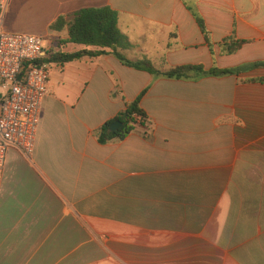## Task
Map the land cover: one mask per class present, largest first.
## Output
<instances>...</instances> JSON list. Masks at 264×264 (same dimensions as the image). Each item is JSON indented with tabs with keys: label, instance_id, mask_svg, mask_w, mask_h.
<instances>
[{
	"label": "crops",
	"instance_id": "crops-1",
	"mask_svg": "<svg viewBox=\"0 0 264 264\" xmlns=\"http://www.w3.org/2000/svg\"><path fill=\"white\" fill-rule=\"evenodd\" d=\"M44 2L47 27L111 8L130 43L121 54L159 71L264 62V0ZM190 9L204 20L212 53ZM233 33L249 43L222 54ZM47 36L48 50L59 42L84 49L61 44L67 27ZM260 79L264 67L154 78L111 53L52 63L33 154L10 150L0 180V264H264ZM144 90L147 121L99 144L98 130Z\"/></svg>",
	"mask_w": 264,
	"mask_h": 264
},
{
	"label": "trees",
	"instance_id": "trees-1",
	"mask_svg": "<svg viewBox=\"0 0 264 264\" xmlns=\"http://www.w3.org/2000/svg\"><path fill=\"white\" fill-rule=\"evenodd\" d=\"M190 11L210 49V52L212 53V42L204 20L197 11L191 9ZM117 24V12L109 7L82 9L76 12L68 22L65 18L59 17L53 24H51L49 29L51 31L60 32V30L67 27L68 37L66 40L62 41L61 44L83 46L84 49L75 52L60 50L59 42L57 51L50 49L45 61L49 64H64L79 60L83 57L94 58L111 53L123 65L147 72L154 78L190 81H197L203 77H237L241 73L251 71L255 68L264 67V62H255L230 68H217L214 66L208 70L197 65H181L170 68L166 71H159L146 59L131 61L121 54L120 51L128 49L130 43L128 42L127 37L120 32ZM247 43L249 42L237 39L233 33L231 36L223 39L219 44V47L222 54L233 55ZM253 81L255 80L250 79L242 82L251 83ZM258 81L264 82V79ZM146 91L147 90H144L133 102L128 104L121 114L113 120L105 123L98 130L97 140L99 144H106L114 139L123 140L133 130L134 125L137 123L144 124L147 121V115L140 107V100ZM115 121H119L121 126L115 132H110L108 127Z\"/></svg>",
	"mask_w": 264,
	"mask_h": 264
},
{
	"label": "built area",
	"instance_id": "built-area-1",
	"mask_svg": "<svg viewBox=\"0 0 264 264\" xmlns=\"http://www.w3.org/2000/svg\"><path fill=\"white\" fill-rule=\"evenodd\" d=\"M8 2L0 0V180L10 150L33 154L51 70L43 38L3 31Z\"/></svg>",
	"mask_w": 264,
	"mask_h": 264
},
{
	"label": "rangeland",
	"instance_id": "rangeland-1",
	"mask_svg": "<svg viewBox=\"0 0 264 264\" xmlns=\"http://www.w3.org/2000/svg\"><path fill=\"white\" fill-rule=\"evenodd\" d=\"M3 31L33 35L45 41H53L47 36L52 31L45 24L44 0H12L4 15Z\"/></svg>",
	"mask_w": 264,
	"mask_h": 264
},
{
	"label": "water",
	"instance_id": "water-1",
	"mask_svg": "<svg viewBox=\"0 0 264 264\" xmlns=\"http://www.w3.org/2000/svg\"><path fill=\"white\" fill-rule=\"evenodd\" d=\"M120 126H121V123L119 121H115L109 125L108 130L110 132H115Z\"/></svg>",
	"mask_w": 264,
	"mask_h": 264
}]
</instances>
